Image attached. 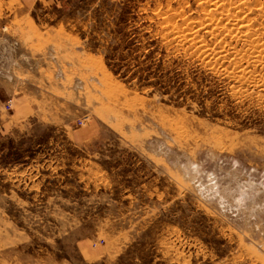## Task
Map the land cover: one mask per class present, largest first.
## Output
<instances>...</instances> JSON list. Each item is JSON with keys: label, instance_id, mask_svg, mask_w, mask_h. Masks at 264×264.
Instances as JSON below:
<instances>
[{"label": "rangeland", "instance_id": "374dc122", "mask_svg": "<svg viewBox=\"0 0 264 264\" xmlns=\"http://www.w3.org/2000/svg\"><path fill=\"white\" fill-rule=\"evenodd\" d=\"M0 264H264V0H0Z\"/></svg>", "mask_w": 264, "mask_h": 264}, {"label": "bare ground", "instance_id": "6f19581e", "mask_svg": "<svg viewBox=\"0 0 264 264\" xmlns=\"http://www.w3.org/2000/svg\"><path fill=\"white\" fill-rule=\"evenodd\" d=\"M212 5H214V4H212ZM215 6V5H214ZM211 20H213V18L211 19ZM242 21V20H241ZM186 22V21H185ZM212 22V21H211ZM214 23V22H213ZM217 23V22H216ZM212 24V23H211ZM234 26V25H233ZM244 27V26H243ZM232 32V31H231ZM263 59V58H262Z\"/></svg>", "mask_w": 264, "mask_h": 264}, {"label": "built area", "instance_id": "2783aa9c", "mask_svg": "<svg viewBox=\"0 0 264 264\" xmlns=\"http://www.w3.org/2000/svg\"><path fill=\"white\" fill-rule=\"evenodd\" d=\"M8 108H9V109H11V108H12V106L10 105V106H8Z\"/></svg>", "mask_w": 264, "mask_h": 264}]
</instances>
